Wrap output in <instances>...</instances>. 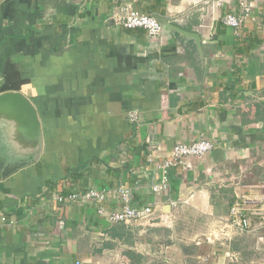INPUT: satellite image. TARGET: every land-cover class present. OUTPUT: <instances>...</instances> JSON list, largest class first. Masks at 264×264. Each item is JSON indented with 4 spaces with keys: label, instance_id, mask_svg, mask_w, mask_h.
I'll return each mask as SVG.
<instances>
[{
    "label": "crops",
    "instance_id": "obj_1",
    "mask_svg": "<svg viewBox=\"0 0 264 264\" xmlns=\"http://www.w3.org/2000/svg\"><path fill=\"white\" fill-rule=\"evenodd\" d=\"M246 4L0 0V95L26 97L42 133L34 159L24 127L0 121V264H264L262 216L205 241L237 197L264 212V0ZM128 9L165 22L161 34L124 28ZM232 14L237 28L223 23ZM197 140L213 150L154 193L158 164ZM91 189L105 200L85 198ZM122 189L152 213L98 215L121 209ZM71 193L79 199H55Z\"/></svg>",
    "mask_w": 264,
    "mask_h": 264
},
{
    "label": "built area",
    "instance_id": "obj_2",
    "mask_svg": "<svg viewBox=\"0 0 264 264\" xmlns=\"http://www.w3.org/2000/svg\"><path fill=\"white\" fill-rule=\"evenodd\" d=\"M258 1L247 0L245 12L247 13ZM118 22L126 29H142L150 37H157L162 31V24L155 17L131 9L126 10L124 15L118 19ZM240 22L241 19L234 14L223 18V23L231 28H237ZM129 120L135 122L136 114L131 113ZM213 148L214 143L208 140H197L188 144L175 145L172 148L170 158L158 164L159 181L152 186L151 190L154 193L167 192L169 190V171L172 168L182 166L186 159L190 157H201L211 152ZM84 194L85 198L88 199H94L99 202L105 200L103 191L91 189ZM120 198L123 204L120 210L106 212L104 208L100 207L97 211L98 215H105L108 221L112 223H129L146 218L152 213V209L149 206L143 208L132 206L128 190L122 189ZM55 199L59 203H69L79 199V195L71 193ZM258 203V200L249 195L235 198L229 208L228 217L218 221L217 226L205 236V241L209 244H214L219 241L231 240L237 233L248 232L250 230V218L254 216H262L264 218V212L261 208L258 209Z\"/></svg>",
    "mask_w": 264,
    "mask_h": 264
},
{
    "label": "water",
    "instance_id": "obj_3",
    "mask_svg": "<svg viewBox=\"0 0 264 264\" xmlns=\"http://www.w3.org/2000/svg\"><path fill=\"white\" fill-rule=\"evenodd\" d=\"M160 21L161 19L157 18ZM163 22V21H162ZM161 23V22H160ZM165 23V22H163ZM174 28L177 31L186 34L189 37L195 39L196 43L199 45V36L196 34H188L178 27L167 25L166 30ZM13 115L15 121H17L25 130V140L29 141L30 147L26 150L32 152L34 159L41 151L42 147V133L40 129V123L37 117V112L31 102L24 97L22 94L17 92H8L0 95V121L8 118V115ZM9 121V120H8Z\"/></svg>",
    "mask_w": 264,
    "mask_h": 264
}]
</instances>
